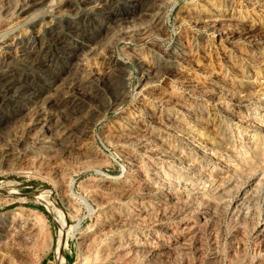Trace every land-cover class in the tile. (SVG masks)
I'll return each instance as SVG.
<instances>
[{
  "label": "rangeland",
  "instance_id": "rangeland-1",
  "mask_svg": "<svg viewBox=\"0 0 264 264\" xmlns=\"http://www.w3.org/2000/svg\"><path fill=\"white\" fill-rule=\"evenodd\" d=\"M157 1L158 2H156V0H42L41 1L42 4H44L45 2L43 6H41L42 4H39L38 2V5L36 4L35 8L32 9V11H29V14L19 17L17 14V9L19 5H22L23 3H25V0H0V69L2 71L3 70L5 71V72L3 71L4 76L0 77V127H1L0 128V216L11 213L12 211L13 212L24 211L25 214H27L31 219H35L36 221L40 223L39 226H37L39 228V229L37 228V230L41 234L39 235V237H36L33 247L31 246L32 248L31 247L30 249L28 248L27 252L25 253V256L23 257L25 259L23 258L20 259L18 255H15L14 257L17 256L19 259L13 258L12 256V259L14 260L13 261L14 264H24V263L25 264H56L55 253L57 250L58 240L60 239V236L62 234L61 232L63 230L62 229L63 226L65 228L64 237L66 239V248L64 249L62 255L65 260V264H81L82 261L84 262L85 259L83 258H85L87 255V253L83 254L85 250H86L85 252H87V249H85L86 247H84L85 240L87 238H91L92 236H96L98 235V233L102 232L103 228L105 227L104 225L105 224L107 225V223L110 222L111 218H113L110 212H109L110 216L104 213L106 210L99 206L98 204L99 199L97 200L96 198L97 200L96 202L95 198L91 195L92 193L91 190L92 191L95 190L96 185H98L99 182L103 180V178H106V177L107 178H113V177L118 178V177L127 175L128 172L133 173L134 174V175L132 174L133 176L137 174L133 172L134 167L130 166L129 161L127 160V155H129L128 152L130 150H131L130 152L133 153L131 154L129 152L131 155L138 156V157L136 156L135 157L138 159V161H140L139 164L142 163L139 166L140 168L139 167L135 168L137 170L142 169L141 170L142 172L144 171V173H149L151 172L149 170H151L152 168L151 166L153 164V165L160 167L159 170L161 169L160 171L162 173L163 172L169 173V170L170 172L173 170L171 173H174V171L179 172L180 170L179 175H181V173L184 172L188 174L191 180L185 183V184H188L189 186L187 190L179 189L180 192L178 191L177 188L176 189L170 188V189H166L163 191L159 190L157 193V191L150 186H142L147 191L149 190L148 192L144 190L143 188L142 190L141 188L139 189L136 196H141L142 198H145V199L148 198L147 201L152 203L154 207H156L157 205L158 206L160 205L159 206V209L161 208L160 210L166 209L165 211L163 210L160 211V213L156 215V216H159L160 219L159 217H156V216H152V217H153V220L158 219L162 222V227L160 228V230H157L159 231L158 236L159 237L161 236V238L164 239L165 244H168V246L169 245L172 246L174 242L175 244L172 249L173 252L171 251L172 253L171 252H167V254L165 253L164 257L166 256L168 258H164L163 256H159L160 257L159 258L157 256L155 257L156 258L155 259V258H151L148 254H146L145 256L144 255L145 253L143 252V254H139L140 256L136 257L137 259L133 258L132 259L133 262H130V264L131 263L135 264L136 261H138L137 262L138 264H147V263L148 264H151V263L152 264H209L210 262L214 264H235V263L240 264L239 261L241 260H242L241 264H249L250 262H251L250 264H257V263L264 264V231H263L264 230V216L263 217L261 216L264 214L260 213L261 211L264 212V205H263L264 204V197H263L264 196V191H263L264 189L263 188L264 186L263 185L264 183V145H263L264 144V115H263L264 114V95H263L264 94V89H263L264 88L263 86L264 85V80H263L264 79V42H263L264 41V0H218V1L210 0L211 2H213L220 8V10L222 11L224 15V18H223L224 23L221 21V23L219 22L218 24H215L214 26L206 22L202 24L204 22L202 20L198 22V21L191 19V15H192V12L190 11L191 8L198 7L199 3H200L199 5H202L203 4L202 2L205 0H194V1L193 0H161V1L157 0ZM153 2H154V5L152 4ZM160 2H162L163 4L164 8L162 7V10L164 14H161L163 12L160 13L158 10V7L160 6L159 4ZM254 2H255V6H254ZM250 3L254 7L250 6ZM154 7H157V10ZM254 8L257 10L254 11ZM152 10H153L152 14H155V12L156 13L159 12L160 18L162 19L161 20L162 24L165 27L163 32L155 29L154 25H152L151 23H147L144 21V20H148L147 15H150V16L152 15L150 14ZM147 11L148 12L150 11V12L148 13ZM182 14L184 15L186 14V15L184 16ZM256 14L258 15L256 16ZM187 15L190 16V18ZM141 17L142 19L139 20V18ZM184 17L186 18L184 19ZM187 19L189 20V22ZM192 20L196 24H194ZM228 21L229 22L232 21V24L231 22L229 24ZM251 22L253 23L251 24ZM150 24L152 27L150 26ZM220 25L222 26L219 27ZM149 26L151 27V29ZM215 28L216 30H214ZM223 28L228 30L227 36L219 34L221 31L222 32L224 31ZM138 30L143 31L144 33L143 36L140 35V31ZM137 32L139 35L136 34ZM230 32L232 33L229 34ZM244 32L247 35H245ZM255 32L256 34L254 35ZM163 33L165 34L163 35ZM235 35L238 37H236ZM156 37L157 38L159 37L158 38L159 41ZM259 37H260V40L262 39L261 42H259L260 41ZM218 38H219V41H218ZM149 39L151 41H149ZM252 39H255V41L257 42L255 46L249 42ZM224 40H227V41H224ZM182 48H184L185 51ZM236 49L238 50L236 51ZM164 51H175L177 54L180 53L178 55L179 59H177L176 63L173 62L172 60H169V59L167 60V58L164 56V53H163ZM191 53H192V56H191ZM235 53H237L238 55ZM252 53H253V56H252ZM19 55L20 57L21 56L22 57L20 58ZM142 55L144 56L145 59H147V63H149L148 65L151 64L155 67L157 66L156 68L159 70L156 71V73H158L159 71L161 72L162 70L165 71L166 68L167 70L165 72L162 71L163 73L159 72L160 74L155 73L157 75V76L155 75L156 77L154 76L156 79L154 78L152 81L151 78H149L150 79L149 81V79L146 77H152V76H148V73H146L147 72L146 68L144 67L145 70L141 68L142 67L141 63L138 60L139 57H142ZM184 55H186L187 57ZM237 56L239 57L241 56L240 59L239 57L237 58ZM251 57L254 59L253 61ZM259 57H262V58H259ZM181 62H184V64ZM238 62L240 63V65L242 64L241 67ZM2 63H4L3 66H1ZM230 70H231V73H230ZM238 70L239 72L241 71L243 75L239 72L237 73ZM220 71L221 72L223 71L224 74L221 73ZM237 74H239L240 76H237ZM229 75L232 80L230 79ZM236 76L238 78H235ZM180 77L182 78L180 79ZM187 77H190V78H187ZM222 77L224 80H222ZM240 78H243V79L240 80ZM144 80H146L147 84L144 83ZM176 80L177 82H175ZM209 81H211L210 84H209ZM151 82L154 84H151ZM120 83L121 84L123 83V85H121ZM257 83L259 86L257 85ZM57 84L59 87L57 86ZM187 84L190 87L194 86L192 87V90ZM203 84H206V85H203ZM228 84L229 85L231 84L230 87ZM209 86L214 88V89L210 88L212 92L210 91ZM216 86L222 87V88L228 87V89L230 91H233L234 93L229 92L231 95L233 93L232 96L228 93L227 94L224 93L226 96L224 94L218 95L217 92H214L215 88H218ZM201 88L204 89L205 94ZM230 88H233V89L231 90ZM245 89H247L248 91ZM9 90H12V91L9 92ZM114 90H117L118 92L117 91L115 92ZM239 90L241 91V94ZM153 91H155L156 93ZM193 91L194 92L196 91L198 94L196 92L194 93ZM261 91L263 92L261 93ZM212 94L214 98L218 95L217 99L216 98L214 99L212 97ZM125 95H129L127 96V101L124 103H121V100L119 99L121 98V96H125ZM166 95H170V96L173 95L172 97L173 98L176 97V100L177 99L180 101L183 100V102L186 101L184 103L186 104L188 108H190L188 109V112L184 110L180 112L177 111L178 112L177 113L176 112L177 108L174 106H169L168 108H166L163 102ZM158 96H160V99L158 98ZM258 96L260 98H258ZM114 99L116 100L114 101ZM247 101H249V103ZM215 102H218V103H215ZM220 103L224 106H222ZM206 104H208L209 106ZM245 104H246V107H245ZM141 107L144 109L145 112L143 111ZM224 107H225V110H223ZM232 107L234 108V111L236 110V112L232 111L233 110ZM154 109L156 110V112ZM253 109L254 110L256 109L257 111L256 110L254 111ZM148 110H151V111H148ZM139 112L140 114L138 116V114L136 113H139ZM210 112H212V116ZM241 113L242 114L244 113V119L246 118L247 120L249 119L250 120L249 121L244 120ZM166 114H168L169 117L174 116L178 122L177 124H171V126L168 125L167 129H165L162 124L159 126V124H157L154 121V118H157L158 116H159L158 118L161 121L165 120L164 116ZM254 115H257L259 117L254 116ZM126 117L129 119H126ZM237 117H239L240 121L239 119H235ZM178 118L180 119V121H178L179 120ZM195 120L196 121L199 120L198 122L199 124ZM207 120H209V123ZM152 121H154L155 123ZM193 122L194 124H192ZM225 123L226 124L228 123L227 126ZM180 124L184 125V129H183V125L181 126ZM86 125L91 126L88 133H86V128H85ZM230 125L233 126V128L235 127L234 128L235 130L231 128ZM143 126L147 129L151 127L149 131L152 132V134L154 135L157 134L159 136L162 135L165 139L167 137V140H170L169 135L170 137L172 136L170 140L171 142L170 141L168 142L171 143L173 148L179 149L181 151L180 153L182 154L179 155L180 156L179 158L182 159V157L184 156H189L188 157L189 162H190L189 165H191L192 167L194 166V167L192 168L190 166L188 168L189 170L191 169L190 171H188L187 167H184V166L182 168L179 167V169H177L173 165V163H171L170 161H165L163 159L157 160L155 158H149L142 150L140 151L139 147L137 148L135 147V145H128L122 142L126 138L125 137L126 133L129 130L139 131V129H141V127ZM204 126H206V128L209 129V131H207V129ZM132 127L134 128L136 127L137 129L135 128L134 130V128ZM227 127L229 128L227 129ZM126 128L128 131L126 130ZM236 129H237V132H236ZM239 130L240 132H238ZM233 131L235 132V134ZM106 132L108 133L104 134ZM120 132L121 134H123V138ZM158 132L160 134H158ZM175 132H177V134ZM187 132H190L191 134L193 133L192 134L193 136H195L194 134L196 133L195 137L198 138V141L199 140L201 141V139L203 138L201 142L199 141L200 143H202L203 146L207 142L206 146H204L203 148L202 153L205 152L204 154L202 153L200 154L199 152H195V151L190 152L191 150H189L186 147V145H184V142H183L184 138H188L190 136V133L188 135ZM207 132L209 133L207 134ZM248 132L251 134H249ZM109 133L110 134L112 133L113 137H112V134L108 135ZM185 133L188 137L185 135ZM228 133H231V134L228 135ZM238 133L240 135H238ZM255 134L257 137L253 136ZM107 135L111 137L108 138ZM175 135H177L178 137ZM213 135L214 136L216 135V137L214 138ZM234 135L235 137L238 136L239 138L237 137L238 138L237 139L233 137ZM117 137L118 138L121 137L122 140H120L121 138L117 139ZM66 138L67 139L69 138V142H68L69 144L74 143L73 144L74 147L79 146L77 144L79 141L81 143L84 142L83 144H86L89 140L88 142L89 145L91 146L93 145L92 147H94V149L97 151L98 154L96 153L97 155H95V157L93 156L88 157L86 154L81 155L82 152H80L79 150H76L77 148H74V147L72 151L71 150L64 151L62 148V145L64 141H68V140H65ZM223 138L225 140H223ZM114 139L117 141H114ZM217 139L218 140L221 139L222 142L221 140L217 141ZM260 139L263 141H261ZM175 140H177L178 142ZM118 141H120L121 144ZM80 142L79 144L83 145ZM117 142L119 144H117ZM227 142L229 143V146ZM246 142L247 144H249V146L246 144ZM172 143H174L175 145ZM182 144L184 145V148ZM181 145H182V148H181ZM231 145H234V146H231ZM130 147L133 148L134 150H132ZM245 147H247L248 149ZM180 148L183 150H181ZM224 148H227L228 150L227 149L223 150ZM253 148L256 150H253ZM215 149L220 150L219 151L220 153L216 151ZM73 150H76V151L73 152ZM125 150L126 152H124ZM139 151L142 152L144 156L142 155V153H139ZM185 151L188 153H186ZM232 151L234 153H232ZM235 152H237L238 154ZM239 152L240 154L244 153V155L241 156ZM207 153L212 154V155H208ZM214 154H216L215 158H214ZM85 155L87 156L86 160H85V157H86ZM253 155L256 156L257 158L253 157ZM218 157H219V160H218ZM143 158L145 159V163H144ZM255 158L257 159V161ZM139 159H142V160H139ZM147 159H149V161ZM193 159L194 160L196 159V160L194 161ZM150 160H153V161H150ZM249 160H251L252 162ZM230 161L232 162V164ZM148 162H151V164ZM210 164L212 165L214 164L212 168L211 166H209ZM257 165L259 166L256 167L255 169V166ZM230 166H232V168ZM260 166L263 169H260ZM143 167L144 168L147 167V168L144 169ZM195 167L197 168L194 169ZM244 167L246 170L244 169ZM62 168L65 169L64 173L66 172V176L70 178L69 182H71V187L69 190L64 189L65 186H63L62 182H60L62 180V177L59 171L62 173L63 172ZM185 168L187 169V172L185 171L186 170ZM218 168L220 170H218ZM232 170L234 171V173ZM192 171L194 172V174ZM204 171L206 172L208 171V172L204 173ZM197 173H198V176H197ZM208 173L211 175H209ZM255 173H257L258 175H256ZM204 174L206 175V177ZM207 175L209 177H207ZM254 176L255 177L257 176V177L255 178ZM201 177L202 179L199 180V178ZM247 180L249 182H247ZM231 181H232V184H231ZM241 181H243V183ZM255 183H258L257 184L258 188L256 187ZM229 184L233 186L231 187V185ZM90 185H93V186H90ZM194 185L197 186V189ZM228 185L230 187H228ZM201 186L205 188H202ZM148 187L152 188L153 190L149 189ZM227 188L229 189L227 190ZM234 189L236 192L234 191ZM256 189H258L257 191H260V192L255 193ZM188 190L191 191L190 194L188 193ZM229 192L231 196L229 195ZM244 192L246 194H244ZM183 193L186 194V199H188V197L190 198L191 196L192 197L194 196L195 198L197 197L195 200V206H193L192 208L193 210L191 209L190 206H187L189 205L187 202L183 201L182 203L184 204L182 205V203L181 204L177 203V200L174 199L175 197H178L181 194L183 195ZM216 193L219 195L221 194V196L217 195ZM224 193H225V196H224ZM237 194L239 197L241 195L243 196L239 198ZM26 195H35L37 197L36 198L28 197ZM210 195H211V198H210ZM206 198H208L209 200ZM133 200L131 198V201ZM224 200H228V201H224ZM197 201L199 203H197ZM203 201L206 203L208 202L210 206L214 204L213 206H211L212 207L211 217H206L205 221L199 219V215L203 212L202 211L204 207V205L202 204ZM216 201H218L217 204H216ZM234 201H236V203ZM256 201L258 202V204L256 203ZM110 202L111 203H109V205L113 206L114 202L113 201H110ZM254 203L255 205H257L256 207H254L255 206L253 205ZM237 205H240V206H237ZM251 205H253L252 207H254L255 209L251 208ZM260 205L263 210L261 209ZM196 206H197L196 208L197 210L194 209V207ZM170 207H172L171 208L172 210L170 209ZM173 207L175 208L178 207V208L175 209ZM215 207H217L218 209ZM248 207L250 210L247 209ZM180 208L182 211L180 210ZM198 208L200 209L198 210ZM223 208L224 210H222ZM131 209L132 207L130 206V210ZM178 209H179V212H178ZM168 210H170L172 213L170 211L168 212ZM218 210L219 212H217ZM114 211L112 212V214H114ZM224 211L225 212L230 211V212L225 213ZM255 211H257L258 213ZM243 213H245V215ZM159 214L160 215L163 214V216H160ZM167 214H169L168 216H171V217H168ZM232 214H236V215L239 214V215L232 216ZM174 216H176L177 219ZM185 216H187V218ZM215 216H218V217H215ZM243 216H245L246 218ZM167 217L169 219H167ZM188 218H190L189 222H187ZM162 219H165L164 220L165 223ZM195 220L198 224L195 222ZM209 221H210V224H209ZM100 223L101 224L104 223L102 224L104 227L101 226ZM191 224H192V227H191ZM203 225L206 227H203ZM143 227L145 226H142V225L135 226V228L133 227L130 230L127 229L126 231H124L126 234L124 232H120L122 233L121 235L119 232H116L114 230L112 233V230H111V233L110 232L107 233L103 239L105 242L107 241L106 243H109L108 240L110 241L117 237L119 238V236L126 237L130 235L131 238L135 237L141 241L143 240L146 241L148 240V238H151L153 236L154 231L150 228H146V227L143 228ZM182 228H185V229L187 228V229L185 230ZM194 229H196L198 232ZM198 229L200 230V232ZM202 229H203V232H202ZM259 229H261L262 232ZM166 233L168 234L166 235ZM187 236L190 237L189 238L191 239L190 241H188ZM140 238H144V239H140ZM193 238L196 241L194 240L192 241ZM184 239H187V240L184 241ZM179 241H182V243H180ZM183 241H184V245H183ZM177 244H182V246L178 245L180 249H178L179 247L177 246ZM185 244L189 246L186 247ZM175 247H178V248H175ZM175 249L178 250L177 252L179 254H176L177 252ZM185 249L186 250L189 249V251L188 250L186 251ZM179 250H183V251L179 252ZM174 254L175 256H173ZM144 256L145 258H143ZM146 257L147 258L149 257V260H146L147 259ZM161 257L163 258L161 259ZM15 261H19V262L17 263ZM86 264H92V263L87 262Z\"/></svg>",
  "mask_w": 264,
  "mask_h": 264
},
{
  "label": "bare ground",
  "instance_id": "bare-ground-1",
  "mask_svg": "<svg viewBox=\"0 0 264 264\" xmlns=\"http://www.w3.org/2000/svg\"><path fill=\"white\" fill-rule=\"evenodd\" d=\"M42 0H25V3H20V4H22V5H19V7H18V9H17V14H18V16L20 17V16H23V15H27V14H29V11H32V9H34L35 8V6H36V4L38 5V2H39V4H42V2H41ZM161 1V0H160ZM194 1V0H193ZM218 1V0H217ZM15 2V1H14ZM156 2H158L157 0H156ZM52 3V2H51ZM203 4L202 5H199L198 4V7H192L191 8V12H192V15H191V19H193V20H195V21H198V22H200V20H202V21H204L202 24H204L205 22L206 23H208V24H211V25H215V24H218L219 22L221 23V21L223 22L224 20H223V18H224V15H223V13H222V11L220 10V8L216 5V4H214L213 2H211L210 0H205V1H203L202 2ZM215 3H217V2H215ZM219 3V2H218ZM44 4H45V2H44ZM44 4H42L41 6H43ZM50 4V3H49ZM153 5H154V2L152 3ZM160 4V6L158 7V10H159V12L161 13V12H163V10H162V7H163V4H162V2H160L159 3ZM9 5V4H8ZM12 5V4H11ZM156 5V4H155ZM190 5V4H189ZM18 6V5H17ZM188 6V5H187ZM187 6H186V8H187ZM224 6V5H223ZM250 6H252L251 5V3H250ZM254 6H255V2H254ZM254 6H252V7H254ZM38 7H40V6H38ZM157 7H154V8H156V10H157ZM37 8V7H36ZM164 8V7H163ZM166 8V7H165ZM189 8V7H188ZM257 8V7H256ZM3 9V8H2ZM11 9V8H10ZM151 9V8H150ZM224 9V8H223ZM253 9V8H252ZM258 9V8H257ZM257 9H255L254 8V11L255 10H257ZM145 10V9H144ZM162 10V11H161ZM6 11V10H5ZM155 11V10H154ZM185 11V10H184ZM189 11V10H188ZM260 11V10H259ZM2 12V11H1ZM148 12V11H147ZM150 12V11H149ZM148 12V13H149ZM159 12L158 13H156L155 12V14H152L153 13V10H152V12H150V14H152L151 16L150 15H147V19L148 20H144L145 22H147V23H151L152 25H154V27H155V29H157L158 31H161V32H163L164 31V26H163V24H162V19L160 18V14H159ZM9 13V12H8ZM139 13V12H138ZM143 13V12H142ZM144 13H146V12H144ZM184 13V12H183ZM187 13V12H186ZM161 14H164V12L163 13H161ZM141 15V14H140ZM143 15V14H142ZM182 15H184V14H182ZM186 15V14H185ZM184 15V16H185ZM190 15V14H189ZM253 15V14H252ZM258 14H256V16H257ZM137 16V15H136ZM163 16V15H162ZM188 16V15H187ZM232 16V15H231ZM2 17V16H1ZM189 18H190V16H188ZM125 18V17H124ZM182 18H183V16H182ZM186 17H184V19H185ZM136 19V18H135ZM140 19H142V17L141 18H139V20ZM144 19V18H143ZM183 19V20H184ZM190 19V20H191ZM225 19H227V18H225ZM235 19H237V18H235ZM254 19V18H253ZM114 20V19H113ZM138 20V21H139ZM188 20V19H187ZM186 20V21H187ZM192 20V21H193ZM233 20V19H232ZM143 21V20H142ZM239 21V20H238ZM237 21V22H238ZM241 21V20H240ZM255 21V20H254ZM188 22H189V20H188ZM191 22V21H190ZM226 22V21H225ZM229 22V21H228ZM231 22V24H232V21H230ZM230 22H229V24H230ZM129 23V22H128ZM146 23V24H147ZM193 23H194V21H193ZM224 23V22H223ZM235 23H236V21H235ZM253 22H251V24H252ZM151 24H150V26H151ZM194 24H196V23H194ZM239 24V23H238ZM128 25V24H127ZM140 25V24H139ZM223 25V24H222ZM222 25H220L219 27H221ZM234 25V24H233ZM237 25V24H236ZM115 26V25H114ZM117 26V25H116ZM147 26V25H146ZM149 26V27H150ZM225 26V25H224ZM230 26V25H229ZM232 26V25H231ZM242 26V25H241ZM249 26V25H248ZM254 26V25H253ZM252 26V27H253ZM100 27V26H99ZM148 27V26H147ZM147 27H146V29H147ZM152 27V26H151ZM151 27H150V29H151ZM210 27V26H209ZM235 27V26H234ZM243 27V26H242ZM218 28V27H217ZM226 28V27H225ZM225 28H223L224 29V31L222 32H220L219 34L220 35H224V36H227V34H228V30L227 29H225ZM228 28V27H227ZM236 28V27H235ZM248 28V27H247ZM140 29H141V27H140ZM219 29V28H218ZM239 29V28H238ZM244 29V28H243ZM143 30V29H142ZM212 30H213V28H212ZM214 30H216V28L214 29ZM240 30V29H239ZM248 30V29H247ZM250 30V29H249ZM112 31V30H111ZM124 31V30H123ZM134 31V30H133ZM132 31V32H133ZM138 31H140V30H138ZM147 31V30H146ZM231 31V30H230ZM254 31V30H253ZM256 31H258V30H256ZM136 32V31H135ZM216 32H218V31H216ZM235 32V31H234ZM124 33V32H123ZM147 33V32H146ZM145 33V34H146ZM232 32H230L229 34H231ZM249 33H250V31H249ZM136 34H138V32L136 33ZM143 31H140V35H142L143 36ZM165 33H163V35H164ZM237 34H238V32H237ZM241 34V33H240ZM244 34H245V32H244ZM253 34V33H252ZM256 34V32L254 33V35ZM123 35V34H122ZM139 35V34H138ZM162 35V34H161ZM242 35V34H241ZM245 35H247V34H245ZM250 35H251V33H250ZM259 35H260V33H259ZM263 35V34H262ZM146 36V35H145ZM217 36V35H216ZM219 36V35H218ZM224 36H223V38H224ZM236 36V35H235ZM240 36V35H239ZM257 36V35H256ZM117 37V36H116ZM131 37V36H130ZM230 37V36H229ZM236 37H238V36H236ZM248 37V36H247ZM253 37V36H252ZM251 37V38H252ZM120 38V37H119ZM134 38V37H133ZM157 38V37H156ZM159 38V37H158ZM157 38V39H158ZM220 38V37H219ZM219 38H218V41H219ZM222 38V37H221ZM225 38H227V37H225ZM232 38V37H231ZM235 38V37H234ZM254 38V37H253ZM256 38H258V37H256ZM255 38V39H256ZM147 39V38H146ZM145 39V40H146ZM154 39V38H153ZM255 39H252V40H250L249 42L251 43V44H253L254 46H255V44H257V42L255 41ZM228 40V39H227ZM227 40H224V41H227ZM230 40V39H229ZM249 40V39H248ZM259 40H260V37H259ZM262 40V39H261ZM261 40L259 41V42H261ZM149 41H151L150 39H149ZM154 41V40H153ZM158 41H159V39H158ZM245 41V40H244ZM234 42V41H233ZM233 42H231V43H233ZM264 42V41H263ZM79 43V42H78ZM150 43V42H149ZM153 43V42H152ZM159 44V43H158ZM223 44V43H222ZM226 44H227V42H226ZM230 44V43H229ZM150 45V44H149ZM156 45V44H155ZM181 45V44H180ZM225 45V44H224ZM157 46V45H156ZM158 47V46H157ZM152 48H153V46H152ZM155 48V47H154ZM162 48V47H161ZM181 48V47H180ZM244 48V47H243ZM259 48V47H258ZM147 49V48H146ZM182 49H184V48H182ZM235 49V48H234ZM239 49V48H238ZM238 49H236V51L238 50ZM246 49V48H245ZM249 49V48H248ZM260 49V48H259ZM151 50V49H150ZM171 50H172V48H171ZM188 50V49H187ZM243 50V49H242ZM184 51H185V49H184ZM227 51V50H226ZM225 51V52H226ZM229 51V50H228ZM233 51V50H232ZM235 51V52H236ZM181 52V51H180ZM224 52V53H225ZM256 52H258V51H256ZM255 52V53H256ZM161 53V52H160ZM164 53V56L167 58V60L169 59V60H172L173 62H175L176 63V61H177V59H179L178 58V55L180 54L179 52V54H177L175 51H164L163 52ZM183 53V52H182ZM185 54V53H184ZM187 54H189V53H187ZM235 54H237V53H235ZM244 54V53H243ZM26 55V54H25ZM77 55V54H76ZM225 55V54H224ZM238 55V54H237ZM250 55V54H249ZM148 56V55H147ZM184 56H186V55H184ZM191 56H192V53H191ZM252 56H253V53H252ZM260 56H261V54H260ZM19 57H20V55H19ZM22 57V56H21ZM20 57V58H21ZM78 57V56H77ZM154 57V56H153ZM181 57V56H180ZM187 57V56H186ZM222 57V56H221ZM231 57V56H230ZM236 57V56H235ZM239 56H237V58H238ZM241 57V56H240ZM240 57H239V59H240ZM147 58V57H146ZM151 58V57H150ZM162 58V57H161ZM243 58V57H242ZM245 58H246V56H245ZM247 58H248V56H247ZM252 58V57H251ZM258 58V57H257ZM259 58H262V57H259ZM157 59V58H156ZM155 59V60H156ZM165 59V58H164ZM193 59V58H192ZM233 59V58H232ZM16 60V59H15ZM139 62L141 63V68H143L144 69V67L146 68V73H148V76H152V77H146V78H151V80L153 81V79L157 76L156 74H160L159 72L158 73H156V71H158L159 69H157L155 66H153V65H148L149 63H147V59H145L144 58V56L142 55V57H139ZM151 60V59H150ZM159 60V59H158ZM162 60V59H161ZM226 60V59H225ZM246 60V59H245ZM254 59L252 58V61H253ZM259 60V59H258ZM29 61V60H28ZM137 61V60H136ZM152 61V60H151ZM154 61V60H153ZM181 61V60H180ZM184 61V60H183ZM235 61V60H234ZM249 61H251V60H249ZM263 61V60H262ZM10 62V61H9ZM186 62V61H185ZM188 62V61H187ZM190 62V61H189ZM230 62V61H229ZM236 62V61H235ZM256 62V61H255ZM255 62H253V63H255ZM258 62V61H257ZM8 63V62H7ZM6 63V64H7ZM155 63H156V61H155ZM181 63H183L184 64V62H181ZM239 63V62H238ZM245 63H246V61H245ZM248 63V62H247ZM252 63V62H251ZM3 64L4 63H2V65L1 66H3ZM179 64V63H178ZM158 65V64H157ZM165 65V64H164ZM175 65V64H174ZM239 65H240V63H239ZM238 65V66H239ZM242 65V64H241ZM241 65H240V67H241ZM245 65V64H244ZM258 65V64H257ZM5 66H7V65H5ZM4 66V67H5ZM169 66V65H168ZM231 66V65H230ZM164 67V66H163ZM167 67V66H166ZM10 68V67H9ZM159 68V67H158ZM161 68V67H160ZM238 68V67H237ZM6 69V68H5ZM142 69V70H143ZM181 69V68H180ZM145 70V69H144ZM166 70H167V68H166ZM165 70V71H166ZM176 70V69H175ZM179 70V69H178ZM226 70V69H225ZM228 70V69H227ZM242 70V69H241ZM4 71V70H3ZM3 71L0 69V77H3L4 75H3ZM8 71V70H7ZM165 71H163V72H165ZM183 71V70H182ZM229 71V70H228ZM227 71V72H228ZM5 72V71H4ZM116 72V71H115ZM123 72V71H122ZM143 72V71H142ZM162 72V73H163ZM168 72V71H167ZM172 72V71H171ZM170 72V73H171ZM179 72V71H178ZM221 72V71H220ZM239 72V70L237 71V73ZM243 72V71H242ZM144 73V72H143ZM156 73V74H155ZM169 73V74H170ZM175 73V72H174ZM180 73V72H179ZM221 73H223V71L221 72ZM226 73V72H225ZM230 73H231V70H230ZM234 73H235V71H234ZM239 73H241V71L239 72ZM122 74V73H121ZM167 74V73H166ZM165 74V75H166ZM216 74V73H215ZM224 74V73H223ZM242 74V73H241ZM123 75V74H122ZM156 75V76H155ZM175 75V74H174ZM179 75V74H178ZM231 75V74H230ZM230 75H229V77H230ZM243 75V74H242ZM155 76V77H154ZM159 76V75H158ZM162 76V75H161ZM168 76V75H167ZM181 76V75H180ZM237 76H240L239 74H237ZM235 77V78H238V77ZM160 77V76H159ZM158 77V78H159ZM228 77V78H229ZM169 78H170V76H169ZM182 77H180V79H181ZM187 78H190V77H187ZM193 78V77H192ZM191 78V79H192ZM200 78V77H199ZM216 78V77H215ZM219 78H221V77H219ZM117 79V78H116ZM115 79V80H116ZM122 79V78H121ZM156 79V78H155ZM178 79V78H177ZM184 79V78H183ZM210 79V78H209ZM213 79V78H212ZM230 79H231V77H230ZM230 79H229V81H230ZM241 79H243V78H240V80ZM262 79H263V77H262ZM128 80V79H127ZM163 80V79H162ZM185 80V79H184ZM193 80V79H192ZM196 80H197V78H196ZM204 80V79H203ZM222 80H224L223 79V77H222ZM221 80V81H222ZM232 80V79H231ZM239 80V81H240ZM264 80V79H263ZM107 81V80H106ZM121 81V80H120ZM148 81V80H147ZM149 81H150V79H149ZM155 81V80H154ZM171 81V80H170ZM182 81V80H181ZM186 81V80H185ZM194 81V80H193ZM206 81V80H205ZM215 81V80H214ZM219 81V80H218ZM228 81V82H229ZM82 82V81H81ZM166 82V81H165ZM175 82H177V80L175 81ZM190 82V81H189ZM195 82H197V81H195ZM208 82V81H207ZM210 82L211 81H209V84H210ZM227 82V81H226ZM233 82H234V80H233ZM246 82V81H245ZM247 82H248V80H247ZM101 83V82H100ZM124 83V82H123ZM123 83L121 84V85H123ZM144 83H146V80H144ZM188 83V82H187ZM214 83V82H213ZM147 84V83H146ZM151 84H154V83H152L151 82ZM181 84V83H180ZM221 84V83H220ZM226 84V83H225ZM247 84V83H246ZM249 84V83H248ZM86 85V84H85ZM188 85V84H187ZM186 85V86H187ZM192 85H194V84H192ZM191 85V86H192ZM199 85V84H198ZM202 85V84H201ZM201 85H200V87H201ZM203 85H206V84H203ZM227 85V84H226ZM229 85V84H228ZM231 85V84H230ZM230 85H229V87H230ZM237 85V84H236ZM244 85V84H243ZM257 85H258V83H257ZM57 86H58V84H57ZM162 86V85H161ZM183 86V85H182ZM189 86V85H188ZM208 86V85H207ZM214 86V85H213ZM219 86V85H218ZM218 86H216V87H218ZM239 86V85H238ZM248 86V85H247ZM259 86V85H258ZM264 86V85H263ZM59 87V86H58ZM73 87V86H72ZM107 87V86H106ZM105 87V88H106ZM165 87V86H164ZM169 87V86H168ZM168 87H167V89H168ZM171 87V86H170ZM185 87V86H184ZM190 87V86H189ZM192 87H194V86H192ZM192 87H190V89L192 90ZM203 87V86H202ZM234 87H235V85H234ZM85 88V87H84ZM196 88H197V86H196ZM210 88H212V87H210L209 86V89ZM258 88V87H257ZM58 89V88H57ZM94 89V88H93ZM96 89V88H95ZM109 89V88H108ZM150 89V88H149ZM166 89V88H165ZM202 90H203V92H204V89L203 88H201ZM206 89V88H205ZM212 89H214V88H212ZM231 90L233 89V88H230ZM262 89V88H261ZM264 89V88H263ZM171 90V89H170ZM178 90V89H177ZM187 90V89H186ZM186 90H185V92H186ZM188 90H189V88H188ZM190 90V91H191ZM236 90V89H235ZM243 90V89H242ZM245 90H247V89H245ZM258 90V89H257ZM10 91H12V90H9V92ZM84 91V90H83ZM97 91V90H96ZM115 92L117 91V90H114ZM144 91V90H143ZM159 91V90H158ZM207 91H208V89H207ZM210 91H211V89H210ZM214 91V90H213ZM240 91V90H239ZM248 91V90H247ZM8 92V91H7ZM78 92V91H77ZM118 92V91H117ZM153 92H155V91H153ZM161 92V91H160ZM165 92V91H164ZM170 92V91H169ZM171 92H173V91H171ZM194 92V91H193ZM196 92V91H195ZM194 92V93H195ZM212 92V91H211ZM214 92H217L218 93V95L220 94V95H223L224 93H228V94H230L229 92H233V91H230L229 89H228V87H226V88H222V87H218V88H215V91ZM237 92V91H236ZM246 92V91H245ZM254 92V91H253ZM258 92V91H257ZM263 91H261V93H262ZM93 93V92H92ZM100 93V92H99ZM123 93V92H122ZM150 93V92H149ZM152 93V92H151ZM156 93V92H155ZM159 93V92H158ZM197 93V92H196ZM234 93V92H233ZM233 93H232V95H233ZM243 93V92H242ZM255 93V92H254ZM7 94V93H6ZM72 94V93H71ZM87 94V93H86ZM108 94V93H107ZM126 94V93H125ZM154 94V93H153ZM172 94V93H171ZM176 94V93H175ZM187 94V93H186ZM191 94V93H190ZM198 94V93H197ZM204 94H205V92H204ZM214 94V93H213ZM213 94H212V97L214 98V96H213ZM238 94V93H237ZM236 94V95H237ZM240 94H241V91H240ZM240 94H239V96H240ZM260 94V93H259ZM95 95V94H94ZM99 95V94H98ZM155 95V94H154ZM200 95V94H199ZM217 95V96H218ZM225 95V94H224ZM231 95V94H230ZM229 95V96H230ZM231 95V96H232ZM264 95V94H263ZM100 96V95H99ZM127 96H129V95H125V96H121V98L119 99V100H121V103H124V102H126L127 101ZM133 96V95H132ZM142 96V95H141ZM152 96V95H151ZM163 96H164V94H163ZM173 96V95H172ZM172 96H170V95H166L165 96V98H164V104H165V106H166V108H168L169 106H174V107H176L177 108V110H176V112L178 111V112H180V111H187L188 112V109H190V108H188L187 106H186V104L184 103V102H186V101H184L183 102V100L182 101H180V100H176V97H175V95H174V97L175 98H173ZM177 96V95H176ZM188 96V95H187ZM198 96V95H197ZM217 96L215 97L216 99H217ZM226 96V95H225ZM246 96V95H245ZM251 96V95H250ZM4 97V96H3ZM111 97V96H110ZM118 97V96H117ZM148 97V96H147ZM184 97V96H183ZM183 97H182V99H183ZM203 97V96H202ZM207 97V96H206ZM211 97V96H210ZM254 97V96H253ZM252 97V98H253ZM93 98V97H92ZM158 98L160 99V96H158ZM188 98V97H187ZM214 98V99H215ZM240 98V97H239ZM248 98V97H247ZM251 98V99H252ZM256 98H257V96H256ZM258 98H260L259 96H258ZM263 98V97H262ZM87 99V98H86ZM94 99V98H93ZM97 99V98H96ZM118 99V98H117ZM129 99V98H128ZM158 99V100H159ZM163 99V98H162ZM186 99V98H185ZM191 99V98H190ZM212 99V98H211ZM244 99V98H243ZM250 99V98H249ZM72 100V99H71ZM112 100V99H111ZM116 99H114V101H115ZM208 100H210V99H208ZM219 100V99H218ZM237 100V99H236ZM258 100H260V99H258ZM96 101V100H95ZM190 101V100H189ZM216 101V100H215ZM262 101V100H261ZM113 102V101H112ZM204 102V101H203ZM214 102V101H213ZM212 102V103H213ZM219 102V101H218ZM218 102H215V103H218ZM230 102V101H229ZM243 102V101H242ZM248 103H249V101H247ZM259 102V101H258ZM76 103V102H75ZM79 103V102H78ZM115 103V102H114ZM113 103V104H114ZM119 103H120V101H119ZM118 103V104H119ZM158 103V102H157ZM156 103V104H157ZM162 103V102H161ZM188 103V102H187ZM208 103V102H207ZM231 103V102H230ZM237 103V102H236ZM239 103V102H238ZM241 103V102H240ZM255 103H256V101H255ZM3 104V103H2ZM117 104V103H116ZM136 104V103H135ZM199 104V103H198ZM205 104V103H204ZM221 104V103H220ZM224 104V103H223ZM121 105V104H120ZM140 105H141V103H140ZM149 105V104H148ZM191 105H193V104H191ZM200 105V104H199ZM203 105V104H202ZM206 105H208V104H206ZM214 105V104H213ZM222 105V104H221ZM226 105H228V104H226ZM225 105V106H226ZM243 105V104H242ZM259 105H260V103H259ZM150 106V105H149ZM188 106H189V104H188ZM209 106V105H208ZM222 106H224V105H222ZM241 106V105H240ZM253 106V105H252ZM71 107V106H70ZM82 107V106H81ZM113 107V106H112ZM139 107V106H138ZM145 107V106H144ZM155 107H156V105H155ZM193 107V106H192ZM200 107V106H199ZM245 107H246V104H245ZM249 107V106H248ZM257 107V106H256ZM261 107V106H260ZM72 108V107H71ZM115 108V107H114ZM135 108V107H134ZM142 108V107H141ZM149 108V107H148ZM158 108V107H157ZM162 108H163V106H162ZM171 108V107H170ZM202 108V107H201ZM216 108V107H215ZM233 108V107H232ZM143 109V108H142ZM156 109V108H155ZM154 109V110H155ZM159 109V108H158ZM192 109V108H191ZM217 109V108H216ZM223 109V108H222ZM226 109H228V108H226ZM229 109H230V107H229ZM249 109V108H248ZM259 109V108H258ZM76 110V109H75ZM128 110V109H127ZM133 110H135V109H133ZM139 110V109H138ZM161 110V109H160ZM198 110V109H197ZM199 110H201V109H199ZM204 110H205V108H204ZM208 110V109H207ZM223 110H225V107H224V109ZM240 110H242V109H240ZM250 110V109H249ZM252 110V109H251ZM254 110V109H253ZM256 110V109H255ZM254 110V111H255ZM27 111V110H26ZM71 111V110H70ZM103 111V110H102ZM120 111H121V109H120ZM141 111V110H140ZM143 111H144V109H143ZM148 111H151V110H148ZM170 111V110H169ZM173 111V110H172ZM175 111V110H174ZM196 111V110H195ZM203 111V110H202ZM221 111V110H220ZM227 111V110H226ZM232 111H234V108H233V110ZM257 111V110H256ZM73 112V111H72ZM71 112V113H72ZM104 112V111H103ZM128 112V111H127ZM131 112V111H130ZM137 112V111H136ZM145 112V111H144ZM155 112H156V110H155ZM158 112H159V110H158ZM165 112V111H164ZM167 112V111H166ZM177 112V113H178ZM186 112V113H187ZM197 112V111H196ZM207 112V111H206ZM223 112V111H222ZM228 112V111H227ZM226 112V113H227ZM231 112V111H230ZM234 112H236V110L234 111ZM237 112H238V110H237ZM240 112V111H239ZM248 112V111H247ZM82 113V112H81ZM129 113V112H128ZM134 113H135V111H134ZM150 113V112H149ZM163 113V112H162ZM191 113V112H190ZM200 113H202V112H200ZM211 113V116H212V112H210ZM229 113V112H228ZM227 113V114H228ZM232 113V112H231ZM253 113V112H252ZM256 113V112H255ZM258 113V112H257ZM263 113V112H262ZM98 114V113H97ZM132 114V113H131ZM136 114H138V116H139V114H140V112L139 113H136ZM165 114V113H164ZM172 114V113H171ZM185 114V113H184ZM220 114H222V113H220ZM240 114V113H239ZM242 114V113H241ZM260 114V113H259ZM79 115V114H78ZM104 115V114H103ZM102 115V116H103ZM158 115V114H157ZM174 115H176V114H174ZM186 115V114H185ZM193 115V114H192ZM197 115V114H196ZM247 115V114H246ZM264 115V114H263ZM99 116V115H98ZM126 116V115H125ZM128 116V115H127ZM132 116V115H131ZM130 116V117H131ZM154 116V115H153ZM191 116V115H190ZM242 116H243V119H244V113L242 114ZM241 116V117H242ZM252 116V115H251ZM254 116H257V115H254ZM84 117V116H83ZM94 117V116H93ZM141 117V116H140ZM143 117V116H142ZM150 117H151V115H150ZM159 117V116H158ZM154 118V121L157 123V124H159V126L162 124L163 125V127L165 128V129H167L168 127V125H170L171 126V124H177L178 122H177V120H176V118L173 116V117H169V115L168 114H166L165 116H164V119L165 120H163V121H161L159 118ZM161 117H162V115H161ZM179 117V116H178ZM183 117V116H182ZM195 117V116H194ZM204 117V116H203ZM220 117V116H219ZM222 117V116H221ZM235 117V116H234ZM233 117V118H234ZM247 117V116H246ZM257 117H259V116H257ZM132 118V117H131ZM147 118H149V117H147ZM180 118V117H179ZM178 118V119H179ZM193 118V117H192ZM212 118V117H211ZM229 118V117H228ZM250 118V117H249ZM248 118V119H249ZM263 118V117H262ZM80 119V118H79ZM96 119H98V118H96ZM101 119V118H100ZM126 119H129V118H127L126 117ZM135 119V118H134ZM188 119V118H187ZM189 119H191V118H189ZM196 119V118H195ZM198 119V118H197ZM205 119V118H204ZM203 119V120H204ZM230 119V118H229ZM235 119H239V117H237V118H235ZM242 119V118H241ZM260 119H261V117H260ZM14 120H16V119H14ZM131 120V119H130ZM129 120V121H130ZM137 120V119H136ZM200 120V119H199ZM199 120L198 121H196L197 123L199 122ZM206 120V119H205ZM213 120V119H212ZM219 120V119H218ZM244 120H246V121H249V120H247L246 118L244 119ZM253 120H255V119H253ZM141 121V120H140ZM139 121V122H140ZM154 121H152V122H154ZM178 121H180V119L178 120ZM183 121V120H182ZM181 121V122H182ZM186 121V120H185ZM208 121V123H209V120H207ZM238 121V120H237ZM239 121H240V119H239ZM241 121H243V120H241ZM260 121V120H259ZM134 122V121H133ZM142 122V121H141ZM140 122V123H141ZM149 122H150V120H149ZM154 122V123H155ZM192 122V121H191ZM195 122V123H196ZM225 122H226V120H225ZM227 122H229V121H227ZM233 122V121H232ZM245 122V121H244ZM255 122V121H254ZM129 123V122H128ZM135 123V122H134ZM133 123V124H134ZM211 123V122H210ZM222 123V122H221ZM237 123V122H236ZM239 123V122H238ZM256 123V122H255ZM259 123V122H258ZM123 124V123H122ZM144 124V123H143ZM146 124V123H145ZM156 124V125H157ZM192 124H194V122L192 123ZM199 124V123H198ZM224 124V123H223ZM226 124V123H225ZM228 124V123H227ZM227 124H226V126H227ZM233 124V123H232ZM248 124V123H247ZM257 124V123H256ZM7 125V124H6ZM119 125V124H118ZM148 125V124H147ZM179 125V124H178ZM181 126L183 125V124H180ZM189 125H190V123H189ZM196 125V124H195ZM201 125V124H200ZM203 125V124H202ZM238 125V124H237ZM249 125V124H248ZM258 125V124H257ZM126 126V125H125ZM132 126V125H131ZM135 126V125H134ZM142 126V125H141ZM145 126V125H144ZM141 127V129H139V131H133V130H127V128H126V130L128 131L127 133H126V138L124 139V141H122V142H124L125 144H128V145H135V147H139V149H140V151L142 150L149 158H155V159H157V160H165V161H170L171 163H173V165L177 168V169H179V167L180 168H182L183 166L184 167H187V169L191 166V165H189V156H184V157H182V159H180L179 157V155L180 154H182V153H180L181 151L179 150V149H175V148H173L172 147V145H171V143H169L168 141H170L171 140V138H172V136L170 137V135H169V138H170V140H167V137H166V139L161 135V136H159V135H157V134H152V132H150L149 131V129L151 128H149V129H147V128H145V127ZM180 126V127H181ZM207 126V125H206ZM206 126H204L205 128H206ZM231 126V125H230ZM240 126H242V125H240ZM90 125H86V133H88L89 132V130H90ZM114 127V126H113ZM123 127V126H122ZM130 127V126H129ZM138 127V126H137ZM173 127V126H172ZM178 127V126H177ZM186 127V126H185ZM200 127V126H199ZM217 127V126H216ZM262 127H263V125H262ZM1 128V127H0ZM84 128V129H85ZM132 128H134V127H132ZM136 128V127H135ZM135 128H134V130H135ZM157 128H159V127H157ZM179 128V127H178ZM177 128V129H178ZM182 128V127H181ZM221 128V127H220ZM226 128V127H225ZM229 127H227V129H228ZM231 128H233V126H231ZM235 128V127H234ZM233 128V129H234ZM240 128V127H239ZM243 128V127H242ZM80 129V128H79ZM124 129V128H123ZM137 129V128H136ZM174 129V128H173ZM180 129V128H179ZM183 129H184V125H183ZM186 129V128H185ZM195 129V128H194ZM199 129V128H198ZM207 129V128H206ZM205 129V130H206ZM217 129V128H216ZM215 129V130H216ZM81 130H83V129H81ZM118 130V129H117ZM117 130H116V132H117ZM153 130V129H152ZM175 130V129H174ZM235 130V129H234ZM241 130V129H240ZM240 130L238 131V132H240ZM242 130H244V129H242ZM246 130V129H245ZM248 130V129H247ZM260 130V129H259ZM258 130V131H259ZM261 130H263V129H261ZM119 131V130H118ZM155 131V130H154ZM181 131V130H180ZM187 131V130H186ZM202 131V130H201ZM207 131H209V129H207ZM178 132V131H177ZM177 132H175L176 134H177ZM183 132V131H182ZM203 132V131H202ZM214 132V131H213ZM213 132H212V134H213ZM218 132V131H217ZM225 132V131H224ZM234 132V131H233ZM236 132H237V129H236ZM244 132V131H243ZM108 132H106V133H104V134H107ZM124 133V132H123ZM173 133V132H172ZM174 133V134H175ZM181 133V132H180ZM184 133V132H183ZM188 133V135H189V133L190 132H187ZM209 132H207V134H208ZM249 133V132H248ZM256 133H257V131H256ZM112 134V133H111ZM110 133L108 134V135H111ZM118 134V133H117ZM116 134V135H117ZM120 134H121V132H120ZM158 134H160L159 132H158ZM165 134V133H164ZM193 134V133H192ZM191 133H190V136L188 137L187 135H186V133H185V135L188 137V138H184V145H186V147L189 149V150H191L190 152H193V151H195V152H199L200 154L203 152V148H204V146H206V144H207V142H206V144H204V146L202 145V143H200L201 141H202V139H201V141L199 142L198 141V138L197 137H195L196 136V133L194 134L195 136H193ZM201 134V133H200ZM214 134H216V133H214ZM220 134V133H219ZM224 134V133H223ZM231 133H228V135H230ZM234 134H235V132H234ZM249 134H251V133H249ZM253 134H254V132H253ZM259 134V133H258ZM66 135H67V133H66ZM107 135V137L109 138V137H111V136H108ZM115 135V134H114ZM122 135V138H123V134H121ZM167 135V134H166ZM165 135V136H166ZM179 135V134H178ZM211 135V134H210ZM226 135V134H225ZM238 135H240L239 133H238ZM65 136V135H64ZM86 136V135H85ZM106 136V135H105ZM168 136V135H167ZM175 136H177V135H175ZM180 136V135H179ZM183 136V135H182ZM212 136V135H211ZM219 136V135H218ZM224 136V135H223ZM222 136V137H223ZM252 136V135H251ZM250 136V137H251ZM254 137L256 136V134L255 135H253ZM72 137V136H71ZM106 137V138H107ZM112 137H113V134H112ZM178 137V136H177ZM199 137V136H198ZM213 137L215 138L216 137V135L214 136L213 135ZM227 137V136H226ZM233 137H235V135L233 136ZM238 137V136H237ZM237 137H235V138H237ZM248 137V136H247ZM246 137V138H247ZM257 137V136H256ZM263 137V136H262ZM119 138H121V137H119ZM118 137H117V139H119ZM122 138L120 139V140H122ZM183 138V137H182ZM213 138V139H214ZM220 138V137H219ZM225 138V137H224ZM223 138V140H225ZM232 138V137H231ZM239 138V137H238ZM237 138V139H238ZM253 138V137H252ZM86 139V138H85ZM207 139V138H206ZM222 139V138H221ZM220 139V140H221ZM236 139V140H237ZM245 139V138H244ZM251 139V138H250ZM259 139V138H258ZM65 140H68V141H64L63 142V145H62V148H63V150L64 151H72V149H73V144H69L68 142H69V138L67 139H65ZM110 140V139H109ZM112 140V139H111ZM178 140V139H177ZM177 140H175V141H177ZM215 140V139H214ZM220 140H218L217 139V141H220ZM227 140H229V139H227ZM235 140V139H234ZM242 140V139H241ZM247 140V139H246ZM255 140V139H254ZM261 140V139H260ZM86 141V140H85ZM114 141H117V140H115L114 139ZM207 141V140H206ZM209 141V140H208ZM232 141V140H231ZM252 141V140H251ZM261 141H263V140H261ZM78 142V141H77ZM76 142V143H77ZM80 142V141H79ZM79 142L77 143L79 146L78 147H74V148H77L76 150H79L80 152H82V154L81 155H83V154H86L88 157H91V156H93V157H95V155H97L98 153H97V151L94 149V147H92L91 145H89V140H88V142L86 143V144H83V143H81V144H83V145H80L79 144ZM119 143H120V141H118ZM117 142V144H119ZM171 142V141H170ZM178 142V141H177ZM176 142V143H177ZM221 142H222V140H221ZM239 142V141H238ZM248 142H250V141H248ZM254 142V141H253ZM256 142V141H255ZM257 142H259V141H257ZM179 143H180V141H179ZM210 143V142H209ZM213 143H214V141H213ZM212 143V144H213ZM228 143V142H227ZM240 143V142H239ZM263 143V142H262ZM46 144V143H45ZM116 144V143H115ZM121 144V143H120ZM172 144H174V143H172ZM211 144V145H212ZM217 144V143H216ZM246 144H247V142H246ZM76 145V144H75ZM175 145V144H174ZM178 145V144H177ZM180 145V144H179ZM183 145V144H182ZM182 145H181V148H182ZM184 145H183V148H184ZM221 145V144H220ZM225 145V144H224ZM238 145V144H237ZM241 145V144H240ZM244 145V144H243ZM248 146H249V144H247ZM256 145H257V143H256ZM259 145H260V143H259ZM264 145V144H263ZM119 146V145H118ZM127 146V145H126ZM125 146V147H126ZM228 146H229V143H228ZM231 146H234V145H231ZM120 147V146H119ZM118 147V148H119ZM133 147V146H132ZM176 147V146H175ZM208 147V146H207ZM222 147V146H221ZM237 147V146H236ZM252 147V146H251ZM121 148V147H120ZM128 148H129V146H128ZM131 148V147H130ZM134 148V147H133ZM133 148H131L132 150H134ZM180 148V149H181ZM211 148V147H210ZM218 148H219V146H218ZM234 148V147H233ZM233 148H232V150H233ZM240 148V147H239ZM245 148H247V147H245ZM262 148V147H261ZM122 149V148H121ZM124 149V148H123ZM187 149V150H188ZM207 149V148H206ZM205 149V150H206ZM217 149V148H216ZM215 149V150H216ZM225 149H227V148H224L223 150H225ZM235 149V148H234ZM237 149V148H236ZM248 149V148H247ZM259 149V148H258ZM76 150H73V152L74 151H76ZM181 150H183V149H181ZM228 150V149H227ZM241 150H242V148H241ZM250 150V149H249ZM253 150H256V149H254L253 148ZM131 151V150H130ZM129 151V152H130ZM139 151V153H142V152H140ZM216 151H220V150H216ZM222 151V150H221ZM230 151V150H229ZM238 151V150H237ZM240 151V150H239ZM244 151H245V149H244ZM48 152V151H47ZM52 152H54V151H52ZM124 152H126V150L124 151ZM128 152V154L129 155H127V160L129 161V165L130 166H132V167H134V171L133 172H135V173H137L135 176H133L134 174L133 173H129L128 171H130V170H128L127 172V175H125V176H122V177H118V178H103V180L101 181V182H99V184L98 185H96V184H94V185H96V187H95V190H91V195L95 198V200H96V198H97V200L99 199V202H98V204H99V206L101 207V208H103V209H105L104 211H102V212H104V213H106V214H108V216H110L109 215V212H110V214L113 216V218H111V220H110V222H108L107 223V225L105 224L104 226L102 225V224H104V223H100L101 224V226H103L104 228H103V230H102V232H100V233H98V235H96V234H94V235H96V236H92L91 238H87L86 240H85V246L84 247H86L85 249H87V252H83V250H82V252H83V254L84 253H87V255H86V257L85 258H83V259H85V261L83 262H81V264H86L87 262H91L92 264H130V262H133L132 261V259L133 258H135V259H137L136 257H138V256H140L139 254H143V252L145 253L144 255L146 256V254H148L151 258H155V257H159V256H163L164 257V255H165V253L167 254V252H171L172 251V249H173V247H174V244H175V242H174V244L171 246V245H169L168 246V244H165V242H164V239H162L161 238V236L159 237L158 235H159V231H157V230H160V228L162 227V222L160 221V220H158V219H155V220H153V217L152 216H156L158 213H160V211H162V210H160L159 209V206L157 207H154L153 206V204L152 203H150V202H148L147 201V199L148 198H142L141 196H136V194L138 193V191H139V189L141 188V190H142V186H150V187H152V188H154L156 191H157V193H158V191L159 190H166V189H178V191H179V189H181V190H187V188L189 187L188 186V184H185L187 181H191L190 180V178H189V176H188V174H186V173H184V172H182L181 173V175H179V172H180V170H179V172H175L174 171V173H171L170 172V170H169V173H165V172H161L160 170H159V168L160 167H158V166H156V165H153L152 164V168H151V170H149V171H151V172H149V173H144V171L142 172L140 169L139 170H137V169H135V168H138L141 164H139V162L140 161H138V159L136 158V157H138V156H133V155H131V154H133V153H129ZM184 152V151H183ZM186 152V151H185ZM250 152V151H249ZM248 152V153H249ZM255 152V151H254ZM257 152V151H256ZM69 153V152H68ZM97 153V154H96ZM119 153H121V152H119ZM138 153V152H137ZM186 153H188V152H186ZM205 153V152H204ZM204 153H202V154H204ZM209 153V152H208ZM207 153V154H208ZM215 153V152H214ZM220 153V152H219ZM232 153H234L233 151H232ZM235 153H237V152H235ZM242 153V152H241ZM247 153V154H248ZM11 154V153H10ZM49 154V153H48ZM79 154V153H78ZM136 154V153H135ZM191 154V153H190ZM197 154V153H196ZM200 154H199V156H200ZM217 154V153H216ZM216 154H214V158H215V155ZM227 154V153H226ZM238 154V153H237ZM239 154H240V152H239ZM257 154V153H256ZM46 155V154H45ZM85 155V156H86ZM142 155H143V153H142ZM206 155V154H205ZM208 155H212V154H208ZM232 155V154H231ZM233 155H235V154H233ZM241 156L242 155H244V153L243 154H240ZM37 156V155H36ZM87 156L85 157V160H86V158H87ZM122 156V155H121ZM144 156V155H143ZM194 156V155H193ZM197 156V155H196ZM219 156V155H218ZM228 156H229V154H228ZM38 157V156H37ZM45 157V156H44ZM84 157V156H83ZM92 157V158H93ZM124 157V156H123ZM208 157V156H207ZM220 157V156H219ZM219 157H218V160H219ZM222 157V156H221ZM224 157V156H223ZM239 157V156H238ZM253 157H256V156H254L253 155ZM97 158V157H96ZM125 158H126V156H125ZM147 158V157H146ZM184 158V159H183ZM196 158V157H195ZM211 158V157H210ZM225 158V157H224ZM227 158V157H226ZM229 158V157H228ZM234 158V157H233ZM240 158V157H239ZM242 158V157H241ZM245 158V157H244ZM243 158V159H244ZM250 158V157H249ZM257 158V157H256ZM255 158V159H256ZM144 159V158H143ZM198 159H199V157H198ZM217 159V158H216ZM41 160V159H40ZM139 160H142V159H139ZM148 161H149V159H147ZM157 160H155V161H157ZM194 160V159H193ZM193 160H192V162H193ZM196 160V159H195ZM194 160V161H195ZM207 160H208V158H207ZM211 160V159H210ZM228 160V159H227ZM229 160H231V159H229ZM150 161H153V160H150ZM164 161V162H165ZM222 161V160H221ZM233 161V160H232ZM249 161H251V160H249ZM256 161H257V159H256ZM259 161V160H258ZM45 162V161H44ZM159 162V161H158ZM169 162V163H170ZM197 162V161H196ZM213 162V161H212ZM211 162V163H212ZM226 162V161H225ZM228 162V161H227ZM231 162V161H230ZM234 162V161H233ZM239 162V161H238ZM245 162H247V161H245ZM252 162V161H251ZM253 162H254V160H253ZM40 163V162H39ZM144 163H145V159H144ZM148 163H150L151 164V162H148ZM147 163V164H148ZM163 163V162H162ZM199 163V162H198ZM219 163V162H218ZM223 163V162H222ZM244 163V162H243ZM258 163V162H257ZM200 164V163H199ZM204 164V163H203ZM208 164V163H207ZM231 164H232V162H231ZM233 164H235V163H233ZM250 164V163H249ZM159 165H160V163H159ZM193 165V164H192ZM214 165V164H213ZM212 164H210L209 166H211V168H212V166H213ZM221 165H223V164H221ZM220 165V166H221ZM240 165V164H239ZM245 165H247V164H245ZM244 165V166H245ZM256 165V164H255ZM262 165V164H261ZM143 166H145V165H143ZM163 166V165H162ZM166 166V165H165ZM170 166V165H169ZM172 166V165H171ZM195 166H197V165H195ZM200 166V165H199ZM235 166V165H234ZM259 165H257V166H255V169H256V167H258ZM164 167V166H163ZM192 167V166H191ZM194 167V166H193ZM192 167V168H193ZM214 167H216V166H214ZM218 167V166H217ZM225 167V166H224ZM228 167V166H227ZM231 168H232V166H230ZM237 167H239V166H237ZM241 167V166H240ZM90 168V167H89ZM131 168V167H130ZM140 168V167H139ZM144 168V167H143ZM145 168H147V167H145ZM144 168V169H145ZM197 167H195L194 169H196ZM230 168V169H231ZM234 168V167H233ZM132 169V168H131ZM148 169H149V167H148ZM175 169V168H174ZM186 169V168H185ZM187 169L185 170L186 172H187ZM199 169V168H198ZM202 169H204V168H202ZM207 169V168H206ZM205 169V170H206ZM239 169V168H238ZM244 169H245V167H244ZM252 169V168H251ZM254 169V168H253ZM254 169V170H255ZM260 169H263V168H261V166H260ZM62 170H63V172L61 173L60 171H59V173L61 174V177H62V180L60 181V182H62V184H63V186H65L64 187V189H67V190H69L70 189V187H71V182H69V177L68 176H66V172L64 173V170L65 169H63L62 168ZM82 170V169H81ZM133 170V169H132ZM147 170V169H146ZM166 170V169H165ZM191 170V169H190ZM189 169H188V171H190ZM210 170V169H209ZM218 170H220L219 168H218ZM236 170V169H235ZM241 170V169H240ZM242 170H243V168H242ZM246 170V169H245ZM257 170H258V168H257ZM126 171V170H125ZM182 171V170H181ZM183 171H184V169H183ZM199 171V170H198ZM229 171V170H228ZM233 171V170H232ZM146 172H148V171H146ZM167 172V171H166ZM193 172V171H192ZM197 172V171H196ZM195 172V173H196ZM200 172V171H199ZM198 172V173H199ZM203 172V171H202ZM206 171H204V173H205ZM208 172V171H207ZM206 172V173H207ZM210 172V171H209ZM217 172H219V171H217ZM216 172V173H217ZM225 172H227V171H225ZM240 172V171H239ZM238 172V173H239ZM249 172V171H248ZM251 172V171H250ZM257 172V171H256ZM68 173V172H67ZM124 173V172H123ZM189 173V172H188ZM198 173H197V176H198ZM233 173H234V171H233ZM238 173H236V174H238ZM241 173V172H240ZM261 173V172H260ZM133 174V175H132ZM192 174V173H191ZM190 174V175H191ZM193 174H194V172H193ZM202 174V173H201ZM209 174V173H208ZM215 174V173H214ZM213 174V175H214ZM232 174V173H231ZM243 174V173H242ZM253 174V173H252ZM251 174V175H252ZM256 175H258L257 173H255ZM254 174V175H255ZM69 175V174H68ZM196 175V174H195ZM205 175V174H204ZM209 175H211V174H209ZM217 175V174H216ZM215 175V176H216ZM224 175V174H223ZM227 175V174H226ZM225 175V176H226ZM245 175V174H244ZM219 176V175H218ZM205 177H206V175H205ZM207 177H209L208 175H207ZM212 177V176H211ZM220 177H222V176H220ZM255 177V176H254ZM257 177V176H256ZM255 177V178H256ZM193 178V177H192ZM226 178V177H225ZM228 178H229V176H228ZM238 178H240V177H238ZM238 178H237V180H238ZM242 178V177H241ZM260 178V177H259ZM262 178V177H261ZM61 179V178H60ZM195 179V178H194ZM193 179V180H194ZM200 179H202V177L201 178H199V180ZM204 179V178H203ZM223 179V178H222ZM198 180V179H197ZM221 180V179H220ZM228 180V179H227ZM258 180V179H257ZM196 181V180H195ZM195 181H194V183H195ZM215 181V180H214ZM233 181V180H232ZM232 181H231V184H232ZM254 181V180H253ZM218 182V181H217ZM239 182H240V180H239ZM238 182V183H239ZM242 183H243V181H241ZM247 182H249L248 180H247ZM255 182V181H254ZM257 182V181H256ZM189 183V182H188ZM207 183V182H206ZM205 183V184H206ZM245 183V182H244ZM251 183V182H250ZM263 183V182H262ZM190 184H192V183H190ZM201 184V183H200ZM211 184V183H210ZM231 184H229V185H231ZM256 184V187L258 186L257 184L258 183H255ZM203 185V184H202ZM216 185V184H215ZM228 185V187H230ZM251 185V184H250ZM263 185H264V183H263ZM90 186H93V185H90ZM169 186V187H168ZM195 187H196V189H197V186L196 185H194ZM205 186V185H204ZM207 186V185H206ZM225 186V185H224ZM233 185H231V187H232ZM62 187V186H61ZM89 187V186H88ZM195 187H194V189H195ZM202 188H205V187H203V186H201ZM200 187V188H201ZM226 187H227V185H226ZM225 187V188H226ZM241 187V186H240ZM248 187V186H247ZM252 187V186H251ZM91 188V187H90ZM146 188V187H145ZM149 188V187H148ZM152 188H149V189H152ZM212 188V187H211ZM213 188H214V186H213ZM222 188V187H221ZM221 188H219V189H221ZM224 188V187H223ZM238 188V187H237ZM253 188V187H252ZM258 188V187H257ZM263 188H264V186H263ZM144 189V188H143ZM217 189V188H216ZM216 189H215V191H216ZM229 188H227V190H228ZM250 189V188H249ZM140 190V191H141ZM144 190H146V189H144ZM153 190V189H152ZM201 190V189H200ZM209 190V189H208ZM223 190V189H222ZM258 189H256V192L255 193H257V192H260V191H257ZM147 191V190H146ZM149 191V190H148ZM147 191V192H148ZM172 191V190H171ZM170 191V192H171ZM190 190H188V193L190 194L191 193V191L189 192ZM207 191V190H206ZM220 191V190H219ZM218 191V192H219ZM231 191V190H230ZM234 191H235V189H234ZM263 191H264V189H263ZM142 192V191H141ZM154 192V191H153ZM167 192V191H166ZM180 192V191H179ZM200 192V191H199ZM203 192H204V190H203ZM210 192V191H209ZM208 192V193H209ZM224 192V191H223ZM236 192V191H235ZM64 193V192H63ZM197 193V192H196ZM201 193V192H200ZM207 193V192H206ZM222 193V192H221ZM226 193V192H225ZM225 193H224V196H225ZM233 193V192H232ZM253 193V192H252ZM65 194V193H64ZM68 194V193H67ZM88 194V193H87ZM143 194V193H142ZM155 194V193H154ZM153 194V195H154ZM166 194V193H165ZM173 194V193H172ZM176 194H177V192H176ZM175 194V195H176ZM203 194V193H202ZM217 194V193H216ZM235 194V193H234ZM244 194H246L245 192H244ZM248 194V193H247ZM140 195V194H139ZM161 195V194H160ZM168 195V194H167ZM213 195V194H212ZM217 195H219V194H217ZM229 195H230V192H229ZM228 195V196H229ZM89 196V195H88ZM146 196V195H145ZM196 196V195H195ZM202 196V195H201ZM214 196H216V195H214ZM219 196H221V194L219 195ZM231 196V195H230ZM237 196H238V194H237ZM241 196H243V195H241ZM240 196V197H241ZM252 196V195H251ZM255 196V195H254ZM63 197V196H62ZM157 197V196H156ZM169 197V196H168ZM173 197V196H172ZM175 197V196H174ZM218 197V196H217ZM235 197V196H234ZM239 197V196H238ZM239 197V198H240ZM264 197V196H263ZM131 198H132V200H133V198H134V200L133 201H131ZM197 198V197H196ZM196 198L193 196H191L190 198L188 197V199H186V194L185 193H183V195L181 194V195H179L178 197H175L174 199L175 200H177V203H182L183 201L184 202H187L189 205H187V203H186V205L187 206H190L191 207V209L193 208V206H195V200H196ZM203 198V197H202ZM210 198H211V195H210ZM213 198V197H212ZM220 198V197H219ZM233 198V197H232ZM231 198V199H232ZM252 198H254V197H252ZM256 198V197H255ZM262 198V197H261ZM90 199H92V198H90ZM128 199H130V200H128ZM157 199H159V198H157ZM160 199H161V197H160ZM201 199V198H200ZM206 199H208V198H206ZM214 199V198H213ZM212 199V200H213ZM222 199V198H221ZM228 199V198H227ZM230 199V198H229ZM234 199V198H233ZM242 199V198H241ZM243 199H244V197H243ZM258 199V198H257ZM97 200H96V202H97ZM101 200V201H100ZM209 200V199H208ZM217 200V199H216ZM219 200V199H218ZM250 200V199H249ZM260 200H262V199H260ZM110 201H113L114 202V204H113V206H111V205H109V203H111ZM130 201V202H129ZM161 201V200H160ZM165 201V200H164ZM207 201V200H206ZM224 201H228V200H224ZM68 202V201H67ZM156 202V201H155ZM215 202V201H214ZM217 202L218 201H216V204H217ZM231 202V201H230ZM235 203H236V201H234ZM233 202V203H234ZM239 202H241V201H239ZM242 202H243V200H242ZM249 202V201H248ZM253 202V201H252ZM261 202V201H260ZM157 203H159V202H157ZM177 203H176V205H177ZM197 203H199L198 201H197ZM220 203H222V202H220ZM250 203V202H249ZM248 203V204H249ZM256 203L258 204V202L256 201ZM70 204V203H69ZM166 204H167V202H166ZM184 203H182V205H183ZM203 205H204V207H203V205H202V207H203V209H202V215L200 214L199 215V219L200 220H206V217H211V215H212V212H211V206H213V205H209L208 204V202L206 203V202H204L203 201V203H202ZM212 204V203H211ZM231 204V203H230ZM229 204V205H230ZM246 204V203H245ZM247 204V205H248ZM169 205V204H168ZM173 205V204H172ZM175 205V204H174ZM175 205V206H176ZM186 205H184V206H186ZM233 205V204H232ZM253 205H255V203L253 204ZM253 205H251V208H253V209H255L254 207H256L257 205H255L254 207H252ZM264 205V204H263ZM130 206L132 207V209H133V207H134V209L132 210H130ZM163 206V205H162ZM171 206V205H170ZM179 206V205H178ZM183 206V207H184ZM199 206V205H198ZM221 206V205H220ZM222 206H224V205H222ZM234 206V205H233ZM237 206H240V205H237ZM245 206V205H244ZM249 206V205H248ZM164 207V206H163ZM169 207V206H168ZM180 207V206H179ZM182 207V206H181ZM189 207V208H190ZM219 207V206H218ZM228 207V206H227ZM226 207V208H227ZM236 207V206H235ZM260 207H261V205H260ZM259 207V208H260ZM139 208V209H138ZM167 208V207H166ZM172 207H170V209H171ZM173 208H175V207H173ZM176 208H178V207H176ZM175 208V209H176ZM197 208V206L196 207H194V209H196ZM214 208V207H213ZM215 208H217V207H215ZM239 208V207H238ZM258 208V207H257ZM169 209V208H168ZM174 209V210H175ZM200 208H198V210H199ZM218 209V208H217ZM216 209V210H217ZM232 209H234V208H232ZM237 209V208H236ZM241 209V208H240ZM246 209V208H245ZM244 209V210H245ZM247 209H249V207L247 208ZM252 209V210H253ZM261 209H262V207H261ZM115 210V211H114ZM166 210V209H165ZM165 210H163V211H165ZM172 210V209H171ZM180 210H181V208H180ZM193 210V209H192ZM197 210V209H196ZM215 210V211H216ZM222 210H224V208L222 209ZM250 210V209H249ZM260 210V209H259ZM263 210V209H262ZM114 211V214H112V212ZM170 210H168V212H169ZM182 211V210H181ZM195 211V210H194ZM201 211V210H200ZM233 211V210H232ZM237 211H239V210H237ZM254 211V210H253ZM261 211V210H260ZM167 212V211H166ZM171 212V211H170ZM176 212V211H175ZM178 212H179V209H178ZM184 212V211H183ZM185 212H186V210H185ZM217 212H219V210L217 211ZM216 212V213H217ZM225 212V211H224ZM227 212V211H226ZM225 212V213H226ZM230 212V211H229ZM229 212H227V213H229ZM255 212H257V211H255ZM164 213V212H163ZM172 213V212H171ZM188 213V212H187ZM191 213V212H190ZM189 213V214H190ZM194 213V212H193ZM197 213V212H196ZM198 213H199V211H198ZM215 213V212H214ZM220 213H222V212H220ZM233 213H235V212H233ZM241 213V212H240ZM249 213V212H248ZM251 213H252V211H251ZM258 213V212H257ZM260 213H262V214H264V212L263 211H261ZM180 214V213H179ZM178 214V215H179ZM185 214V213H184ZM192 214V213H191ZM190 214V215H191ZM195 214V213H194ZM244 215H245V213H243ZM242 214V215H243ZM254 214V213H253ZM160 215V214H159ZM169 214H167V216H168ZM172 215V214H171ZM219 215V214H218ZM222 215V214H221ZM234 215H236V214H232V216H234ZM239 215V214H238ZM238 215H236V216H238ZM241 215V216H242ZM255 215V214H254ZM258 215V214H257ZM160 216H163V214L162 215H160ZM173 216V215H172ZM181 216V215H180ZM189 216V215H188ZM193 216V215H192ZM220 216V215H219ZM230 216V215H229ZM256 216V215H255ZM259 216H260V214H259ZM262 217L264 216V215H261ZM156 217H159V216H156ZM165 217H166V215H165ZM168 217H171V216H168ZM167 217V219H169ZM174 217H176V216H174ZM186 218H187V216H185ZM184 217V218H185ZM215 217H218V216H215ZM214 217V218H215ZM243 217H245V216H243ZM103 218H105V217H103ZM164 218V217H163ZM173 218V217H172ZM179 218V217H178ZM195 218V217H194ZM213 218V217H212ZM231 218V217H230ZM246 218V217H245ZM102 219V218H101ZM110 219V218H109ZM159 219H160V217H159ZM176 219H177V217H176ZM175 219V220H176ZM189 219L190 218H188L187 220V222H189ZM196 219V218H195ZM198 219V220H199ZM218 219V218H217ZM163 221L165 220V219H162ZM194 220V219H193ZM208 220H209V218H208ZM222 220V219H221ZM177 221V220H176ZM214 221V220H213ZM257 221V220H256ZM179 222V221H178ZM181 222V221H180ZM195 222H196V220H195ZM230 222V221H229ZM242 222V221H241ZM260 222H262V221H260ZM106 223V222H105ZM164 223H165V221H164ZM197 223V222H196ZM203 223V222H202ZM234 223V222H233ZM39 222L38 221H36L35 219H31L27 214H25V212L24 211H15V212H11V213H8V214H6V215H2V216H0V264H14L13 263V259H12V256H13V258H20V259H22L24 256H25V253L27 252V250H28V248L30 249V247L32 246L33 247V244L35 243L34 241L36 240V237H39V235H41L40 234V232L37 230V226H39ZM193 224H195V223H193ZM198 224V223H197ZM204 224V223H203ZM209 224H210V221H209ZM226 224V223H225ZM259 224V223H258ZM262 224V223H261ZM138 225H142V226H145L146 228H150V229H152L153 231H154V234H153V236L151 237V238H148V240H146V241H141V240H139V239H137V238H131V236L129 235V236H126V237H121V236H119V238L117 237V238H115V239H112V240H108V242L109 243H106L105 241H104V237L106 236V234L107 233H111V230H112V233H113V230L114 231H116V232H124V231H126L127 229H132L133 227L135 228V226H138ZM169 225V224H168ZM180 225V224H179ZM206 225V224H205ZM170 226V225H169ZM189 226V225H188ZM208 226V225H207ZM231 226V225H230ZM263 226V225H262ZM66 227V226H65ZM145 227H143V228H145ZM191 227H192V224H191ZM201 227H202V225H201ZM200 227V228H201ZM203 227H206V226H204L203 225ZM212 227V226H211ZM177 228V227H176ZM197 228H199V227H197ZM241 228V227H240ZM39 229V228H38ZM63 230H62V234H61V236H60V239L58 240V243H57V250H56V253H55V262H56V264H65V260H64V258H63V255H62V253H63V251H64V249L66 248V239H65V237H64V232H65V228H64V226H63V228H62ZM166 229V228H165ZM182 229H185V228H182ZM187 229V228H186ZM185 229V230H186ZM188 229H190V228H188ZM231 229V228H230ZM249 229H250V227H249ZM91 230V229H90ZM100 230V229H99ZM163 230V229H162ZM194 230H196V229H194ZM199 230V229H198ZM260 231H261V229H259ZM41 231V230H40ZM148 231V230H147ZM152 231V232H153ZM164 231V230H163ZM172 231V230H171ZM193 231V230H192ZM197 231V230H196ZM212 231V230H211ZM217 231V230H216ZM219 231V230H218ZM264 231V230H263ZM127 232H129V231H127ZM131 232V231H130ZM173 232H174V230H173ZM180 232H181V230H180ZM198 232V231H197ZM199 232H200V230H199ZM202 232H203V229H202ZM234 232V231H233ZM262 232V231H261ZM260 232V233H261ZM92 233H94V232H92ZM125 233V232H124ZM158 233V234H157ZM190 233H191V231H190ZM217 233V232H216ZM215 233V234H216ZM251 233V232H250ZM259 233V232H258ZM122 233H120V235H121ZM126 234V233H125ZM130 234V233H129ZM134 234V233H133ZM162 234H163V232H162ZM168 233H166V235H167ZM193 234H194V232H193ZM202 234V233H201ZM200 234V235H201ZM263 234V233H262ZM92 235V234H91ZM132 235V234H131ZM140 235V234H139ZM149 235V234H148ZM152 235V234H151ZM174 235V234H173ZM190 235V234H189ZM188 235V236H189ZM200 235H199V237H200ZM207 235V234H206ZM238 235V234H237ZM261 235V234H260ZM112 236V235H111ZM114 236V235H113ZM182 236V235H181ZM184 236V235H183ZM187 236V237H188ZM202 236V235H201ZM240 236V235H239ZM88 237V236H87ZM199 237H197V238H199ZM110 238V237H109ZM166 238V237H165ZM184 238V237H183ZM190 237H188V241H190L191 239H189ZM194 238H196V237H194ZM194 238L192 239V241L194 240ZM203 238V237H202ZM261 238V237H260ZM140 239H144V238H140ZM172 239V238H171ZM174 239V238H173ZM178 239V238H177ZM183 240V239H182ZM185 240H187V239H184V241ZM168 241V240H167ZM184 241H183V245H184ZM194 241H196V240H194ZM82 242V241H81ZM177 242V241H176ZM180 243H182V241H179ZM187 242V241H186ZM185 242V243H186ZM169 243V242H168ZM199 243H200V241H199ZM83 244V243H82ZM172 244V243H171ZM182 246V244H177V246ZM195 245V244H194ZM178 246V247H179ZM185 246L186 247H188L186 244H185ZM31 247V248H32ZM35 247V246H34ZM178 247H175V248H178ZM182 248V247H181ZM183 248H185V247H183ZM217 248V247H216ZM178 249H180V247L178 248ZM33 250V249H32ZM176 250V252L178 251L177 249H175ZM186 250V249H185ZM184 250V251H185ZM188 251H189V249H187ZM186 250V251H187ZM35 251V250H34ZM180 251H183V250H179V252ZM173 252V251H172ZM171 252V253H172ZM175 252V251H174ZM175 252V253H176ZM176 254H179L178 252L176 253ZM15 255H18V257L16 256V257H14ZM147 255V256H148ZM171 255V254H170ZM145 256L143 257V258H145ZM168 256V255H167ZM173 256H175V254L173 255ZM177 256V255H176ZM83 257H84V255H83ZM163 257H161V259L163 258ZM170 257V256H169ZM244 257V256H243ZM263 257V256H262ZM18 258V259H19ZM147 258V257H146ZM160 258V257H159ZM164 258H168V257H164ZM174 258V257H173ZM242 258V257H241ZM23 259H25V258H23ZM156 259V258H155ZM223 259V258H222ZM17 260V259H16ZM140 260H141V258H140ZM146 260H149V257L146 259ZM154 260V259H153ZM152 260V261H153ZM216 260V259H215ZM250 260V259H249ZM27 261V260H26ZM25 261V262H26ZM143 261V260H142ZM141 261V262H142ZM145 261V260H144ZM152 261H150V262H152ZM242 261V260H241ZM241 261H239L240 262V264H241ZM252 261V260H251ZM15 262H19V261H15ZM86 262V263H85ZM138 261H136L135 262V264H138L137 263ZM140 262V261H139ZM147 262V261H146ZM145 262V263H146ZM149 262V261H148ZM154 262H156V261H154ZM214 262V261H213ZM219 262V261H218ZM233 262V261H232ZM21 263H22V261H21ZM27 263V262H26ZM216 263V262H215ZM247 263V262H246ZM251 263V262H250ZM249 263V264H250ZM25 264V263H24ZM132 264V263H131ZM134 264V263H133ZM148 264V263H147ZM152 264V263H151ZM209 264H214V263H212V262H210ZM235 264H237V263H235ZM239 264V263H238ZM258 264V263H257Z\"/></svg>",
  "mask_w": 264,
  "mask_h": 264
},
{
  "label": "water",
  "instance_id": "water-1",
  "mask_svg": "<svg viewBox=\"0 0 264 264\" xmlns=\"http://www.w3.org/2000/svg\"><path fill=\"white\" fill-rule=\"evenodd\" d=\"M26 196H28V197H35V198L37 197V196H35V195H26Z\"/></svg>",
  "mask_w": 264,
  "mask_h": 264
}]
</instances>
